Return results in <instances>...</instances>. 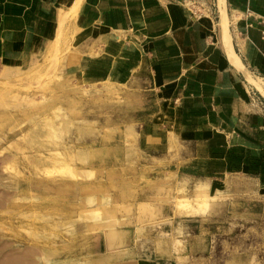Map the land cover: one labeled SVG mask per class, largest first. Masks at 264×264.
Listing matches in <instances>:
<instances>
[{
	"label": "crops",
	"instance_id": "0c3cea01",
	"mask_svg": "<svg viewBox=\"0 0 264 264\" xmlns=\"http://www.w3.org/2000/svg\"><path fill=\"white\" fill-rule=\"evenodd\" d=\"M216 1L220 36L212 0H82L72 20L65 72L87 83L128 85L156 104L144 116L139 149L151 163L158 160L152 165L158 175H146L150 184L130 192L131 200H113L110 222L93 218L97 229L90 236L97 241L84 259L91 264H105L110 249L123 257L108 264H178L176 255L156 253L153 237L138 235L151 226L138 220L149 221L153 211L168 217L162 208L170 185H190L191 198L204 189L237 205L264 203V94L252 85L264 81L258 21L264 0H224L226 28ZM64 2L0 0V66L28 69L40 62ZM117 205L129 213H115ZM104 223L108 230L99 228Z\"/></svg>",
	"mask_w": 264,
	"mask_h": 264
},
{
	"label": "rangeland",
	"instance_id": "374dc122",
	"mask_svg": "<svg viewBox=\"0 0 264 264\" xmlns=\"http://www.w3.org/2000/svg\"><path fill=\"white\" fill-rule=\"evenodd\" d=\"M81 2L60 6L51 49L40 62L28 69L0 66V264H91L84 259L96 240L93 218L110 222L113 200H131L130 192L150 184L146 175H158L152 170L158 160L151 163L139 149L154 98L128 85L87 83L65 72ZM252 83L264 94V81ZM190 188L170 185L162 208L168 217L153 211L149 221L138 220L151 225L138 235L153 237L156 253L176 255L178 264H264V203L237 205L204 189L191 198ZM119 191L121 197H114ZM117 208V214L129 213L124 205ZM106 253L105 264L123 257H114V249Z\"/></svg>",
	"mask_w": 264,
	"mask_h": 264
},
{
	"label": "built area",
	"instance_id": "2783aa9c",
	"mask_svg": "<svg viewBox=\"0 0 264 264\" xmlns=\"http://www.w3.org/2000/svg\"><path fill=\"white\" fill-rule=\"evenodd\" d=\"M261 24L263 25V29H264V19H262Z\"/></svg>",
	"mask_w": 264,
	"mask_h": 264
}]
</instances>
